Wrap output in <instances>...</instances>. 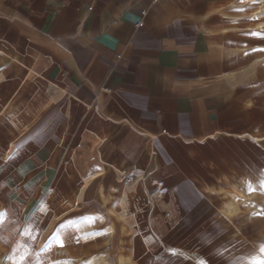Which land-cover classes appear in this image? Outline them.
<instances>
[{"label": "crops", "instance_id": "obj_1", "mask_svg": "<svg viewBox=\"0 0 264 264\" xmlns=\"http://www.w3.org/2000/svg\"><path fill=\"white\" fill-rule=\"evenodd\" d=\"M226 3L0 0V264H239L209 233L260 195L261 111Z\"/></svg>", "mask_w": 264, "mask_h": 264}, {"label": "rangeland", "instance_id": "obj_2", "mask_svg": "<svg viewBox=\"0 0 264 264\" xmlns=\"http://www.w3.org/2000/svg\"><path fill=\"white\" fill-rule=\"evenodd\" d=\"M224 8L222 13L228 17L233 32L244 34L245 41L256 46L253 48L255 58L249 69L252 81H249L245 90L259 98L255 99L254 104H259L261 115L257 117L255 113L254 121L258 124L253 134L255 139L248 137L244 152L246 169H251L249 157L260 163L259 176L255 173L259 178L260 195L254 196L249 202H243V198H240L237 201V213L221 216L219 228L212 229L209 236L215 241L212 251H219L220 248L227 250L229 257L233 255V260H239V264H264L258 263L259 251L264 247V27L256 28L254 24L257 20L251 16L254 9L255 12H264V0H250L246 3L242 0H227ZM259 21L264 22V15ZM252 104V101H246L245 107ZM218 199L227 200L229 197ZM98 256L101 259H93L92 253H89L84 256L87 259L73 260L69 264H115L108 260V254H97L95 258Z\"/></svg>", "mask_w": 264, "mask_h": 264}, {"label": "bare ground", "instance_id": "obj_3", "mask_svg": "<svg viewBox=\"0 0 264 264\" xmlns=\"http://www.w3.org/2000/svg\"><path fill=\"white\" fill-rule=\"evenodd\" d=\"M263 15H264V12L262 13L261 11H259L254 16L256 18V20H257L256 23H255L257 28L264 27V22L259 21L263 17Z\"/></svg>", "mask_w": 264, "mask_h": 264}]
</instances>
